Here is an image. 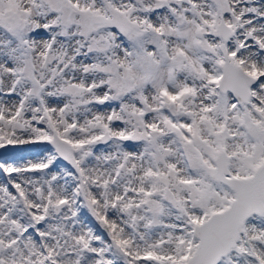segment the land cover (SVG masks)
<instances>
[{"label":"snow or ice","instance_id":"1","mask_svg":"<svg viewBox=\"0 0 264 264\" xmlns=\"http://www.w3.org/2000/svg\"><path fill=\"white\" fill-rule=\"evenodd\" d=\"M0 264H264V0H0Z\"/></svg>","mask_w":264,"mask_h":264},{"label":"bare ground","instance_id":"2","mask_svg":"<svg viewBox=\"0 0 264 264\" xmlns=\"http://www.w3.org/2000/svg\"><path fill=\"white\" fill-rule=\"evenodd\" d=\"M40 150L38 148L34 147H29V146H22V147H17V148H12L11 151L5 154H0V159H15L19 162L21 157H26V158H36L37 153ZM2 179V177H1Z\"/></svg>","mask_w":264,"mask_h":264},{"label":"rangeland","instance_id":"3","mask_svg":"<svg viewBox=\"0 0 264 264\" xmlns=\"http://www.w3.org/2000/svg\"><path fill=\"white\" fill-rule=\"evenodd\" d=\"M10 151H11V146H9V148H7V149H0V154H5V153H8ZM0 179H1V177H0Z\"/></svg>","mask_w":264,"mask_h":264}]
</instances>
